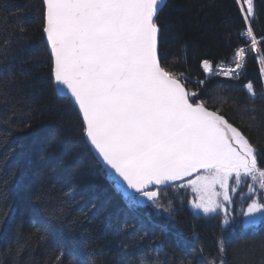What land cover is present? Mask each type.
<instances>
[{"label": "snow or ice", "instance_id": "6c2138e0", "mask_svg": "<svg viewBox=\"0 0 264 264\" xmlns=\"http://www.w3.org/2000/svg\"><path fill=\"white\" fill-rule=\"evenodd\" d=\"M234 3L243 22L238 33L243 43L231 53L233 66L201 59L204 75L196 80L173 71L164 51L165 0H36L27 12L17 9L28 17L18 18L19 38L30 39L26 26L37 24L48 53L41 88L50 89L75 114L80 143L91 163L122 193L129 209L150 201L174 218L169 196L173 190L190 189L191 207L204 216L222 211L230 231L238 222L252 228L264 224V142L210 108L206 98L212 78L241 79L249 53L264 77V36L258 39L252 27L254 0ZM22 75L23 81H12L18 90L31 77ZM244 87L256 96L251 82ZM27 116L31 119L30 112ZM22 123L31 127L27 120ZM234 195L240 197L239 215L246 219L230 217L229 206L238 202ZM7 209L0 210V224L13 210L10 204ZM32 213L39 219L38 207ZM42 230L46 227L40 223L37 231ZM151 236L125 221L116 232L115 264H168L160 259L162 249ZM192 252L185 264H228L223 238L217 239L214 254L199 243ZM66 256L72 258L69 264H92L94 259L56 245L49 264H65Z\"/></svg>", "mask_w": 264, "mask_h": 264}, {"label": "trees", "instance_id": "16d2710c", "mask_svg": "<svg viewBox=\"0 0 264 264\" xmlns=\"http://www.w3.org/2000/svg\"><path fill=\"white\" fill-rule=\"evenodd\" d=\"M35 2L0 0V210L8 211L9 204L13 209L0 224V264H49L56 245L94 257L92 264H115L116 232L125 221L152 233L150 239L162 249L160 259L168 264H185L198 243L214 254L219 238L226 241L228 264H264V224L252 228L238 222L230 231L219 214H194L188 189L177 194L173 190L169 196L176 209L174 218L150 201L136 209L127 207L122 193L97 172L82 147L75 114L50 89L41 88L48 53L36 31L38 25L26 26L28 40H21L17 29L18 18L27 19L25 12ZM166 3L161 24L173 71L196 80L204 75L201 59L232 66L231 53L243 43L238 36L243 22L234 0ZM254 6L252 27L259 39L264 36V0H254ZM18 8L25 12L18 13ZM253 55L248 54L240 80L212 78L206 98L210 108L225 114L253 140L264 142V77ZM22 73L31 77L18 90L12 81L16 77L23 81ZM248 82L254 85L255 97L244 87ZM24 120L31 127L25 128ZM162 203L167 206V201ZM33 207L39 208V219ZM240 211L235 216L238 221L243 218ZM40 223L46 231H37ZM101 251L103 255H94ZM71 259L66 256L65 264Z\"/></svg>", "mask_w": 264, "mask_h": 264}, {"label": "rangeland", "instance_id": "374dc122", "mask_svg": "<svg viewBox=\"0 0 264 264\" xmlns=\"http://www.w3.org/2000/svg\"><path fill=\"white\" fill-rule=\"evenodd\" d=\"M241 187H243V185L241 186ZM189 190V192H190V198H189V202H188V205H189V207H190V209L193 211V213L194 214H196L197 215V213L199 212V210H196V209H193L192 207H191V203H190V201L193 199V197H194V194L191 192V190L190 189H188ZM178 190H175V193L177 192ZM247 190L245 189V192H246ZM177 194V193H176ZM237 196L238 195H234V199L236 200V199H238L237 201V205H236V207L234 208V206H235V204H233V205H230L229 207H230V217H235L236 215H237V213L241 210V203L239 202V200H240V197L238 196V198H237ZM177 197V195L175 196V198ZM246 208V207H245ZM198 215H204L202 212H199V214ZM211 215V214H210ZM222 216V217H224V213L222 212V211H219V216ZM242 219H246V218H242ZM244 226V225H243ZM258 226V224L257 225H255V227H257Z\"/></svg>", "mask_w": 264, "mask_h": 264}, {"label": "water", "instance_id": "95a60500", "mask_svg": "<svg viewBox=\"0 0 264 264\" xmlns=\"http://www.w3.org/2000/svg\"><path fill=\"white\" fill-rule=\"evenodd\" d=\"M167 0H165V2H166Z\"/></svg>", "mask_w": 264, "mask_h": 264}]
</instances>
